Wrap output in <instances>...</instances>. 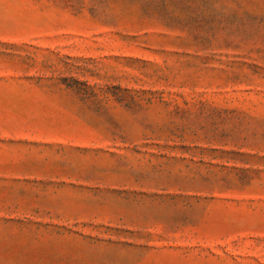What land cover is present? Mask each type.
I'll use <instances>...</instances> for the list:
<instances>
[{"label": "rangeland", "instance_id": "374dc122", "mask_svg": "<svg viewBox=\"0 0 264 264\" xmlns=\"http://www.w3.org/2000/svg\"><path fill=\"white\" fill-rule=\"evenodd\" d=\"M0 264H264V0H0Z\"/></svg>", "mask_w": 264, "mask_h": 264}]
</instances>
